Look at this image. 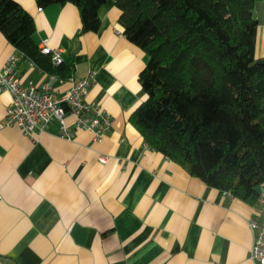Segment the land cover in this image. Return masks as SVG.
Here are the masks:
<instances>
[{"label": "crops", "instance_id": "0c3cea01", "mask_svg": "<svg viewBox=\"0 0 264 264\" xmlns=\"http://www.w3.org/2000/svg\"><path fill=\"white\" fill-rule=\"evenodd\" d=\"M15 1L32 16L39 48L45 41L57 51L73 67L72 78L92 74L85 100L107 112L112 125L100 142L83 130L65 140L57 123L28 137L1 125L11 94L0 92V264H255L248 221L256 206L191 176L129 122L145 99L138 75L148 56L122 34L114 3L100 9L97 32L80 33L70 3ZM254 12V56L262 58L264 0H255ZM12 54L24 85L49 81L56 95L68 88V80L35 67L0 32V72Z\"/></svg>", "mask_w": 264, "mask_h": 264}, {"label": "trees", "instance_id": "16d2710c", "mask_svg": "<svg viewBox=\"0 0 264 264\" xmlns=\"http://www.w3.org/2000/svg\"><path fill=\"white\" fill-rule=\"evenodd\" d=\"M74 5L80 33L97 32L109 0H34ZM129 42L148 56L138 75L145 99L129 122L153 150L191 176L250 206L264 186V57L255 58V0H111ZM32 16L0 0V32L47 75L73 67L38 47Z\"/></svg>", "mask_w": 264, "mask_h": 264}, {"label": "built area", "instance_id": "2783aa9c", "mask_svg": "<svg viewBox=\"0 0 264 264\" xmlns=\"http://www.w3.org/2000/svg\"><path fill=\"white\" fill-rule=\"evenodd\" d=\"M40 50L51 54L54 64L62 62L59 53L52 51L45 41L41 43ZM15 61L13 54L7 57L0 72V92L7 90L11 94L1 125L17 126L24 135L34 137L37 130L42 131L57 123L58 135L68 141L73 140L75 130L91 133L95 142H100L109 132L112 125L110 115L97 103L85 100L92 74L81 79L70 78L64 93L56 95L50 90L49 81L40 87L31 82L24 85L15 74ZM98 160L105 163L107 157L100 155ZM255 210L257 217L248 221L253 234L250 258L255 264H264V186L259 190Z\"/></svg>", "mask_w": 264, "mask_h": 264}, {"label": "water", "instance_id": "95a60500", "mask_svg": "<svg viewBox=\"0 0 264 264\" xmlns=\"http://www.w3.org/2000/svg\"><path fill=\"white\" fill-rule=\"evenodd\" d=\"M252 17H253L254 19L256 18V13H255V12H253Z\"/></svg>", "mask_w": 264, "mask_h": 264}]
</instances>
